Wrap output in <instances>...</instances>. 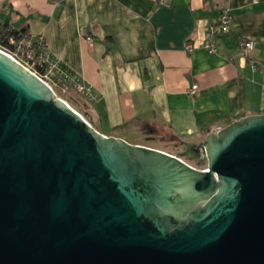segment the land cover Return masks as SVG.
<instances>
[{
	"label": "water",
	"instance_id": "obj_1",
	"mask_svg": "<svg viewBox=\"0 0 264 264\" xmlns=\"http://www.w3.org/2000/svg\"><path fill=\"white\" fill-rule=\"evenodd\" d=\"M0 264H264V114L132 145L0 49Z\"/></svg>",
	"mask_w": 264,
	"mask_h": 264
},
{
	"label": "crops",
	"instance_id": "obj_2",
	"mask_svg": "<svg viewBox=\"0 0 264 264\" xmlns=\"http://www.w3.org/2000/svg\"><path fill=\"white\" fill-rule=\"evenodd\" d=\"M222 11L229 32L209 53L201 45ZM0 24L41 38L90 87L79 114L105 136L168 153L264 114V0H0ZM242 39L254 42L244 59Z\"/></svg>",
	"mask_w": 264,
	"mask_h": 264
},
{
	"label": "built area",
	"instance_id": "obj_3",
	"mask_svg": "<svg viewBox=\"0 0 264 264\" xmlns=\"http://www.w3.org/2000/svg\"><path fill=\"white\" fill-rule=\"evenodd\" d=\"M230 28V20L226 11H222L217 17L212 19L209 23L204 41L201 45L209 53H216L215 40L218 36L227 34ZM87 42H91L89 36L85 37ZM8 46L12 48L10 52L3 50L13 59L21 63L25 68L33 72L38 76L44 83H46L50 88L51 84L54 83H66L74 87L78 93L83 94L87 101H92L91 89L89 86L85 85L80 78L73 74L69 75L65 71H61L58 60L52 58L51 55L46 51L44 43L41 38H25L9 36L6 39ZM34 44V46H32ZM40 46V47H39ZM44 48V53L36 56L37 48ZM254 48V42L250 39H242L238 43L239 57L241 59L246 58ZM187 51L192 50V46L187 44L185 46ZM44 68L43 76H39L35 71H33L34 66ZM52 89V88H51ZM196 89V86H192L191 91L193 92ZM53 90V89H52Z\"/></svg>",
	"mask_w": 264,
	"mask_h": 264
},
{
	"label": "rangeland",
	"instance_id": "obj_4",
	"mask_svg": "<svg viewBox=\"0 0 264 264\" xmlns=\"http://www.w3.org/2000/svg\"><path fill=\"white\" fill-rule=\"evenodd\" d=\"M53 92L55 96L61 100H63L65 103L68 104V106L73 109L74 111L78 113H82L83 107L86 106L85 103H87L86 97L78 93L77 90L72 87L71 85H68L66 83H54L51 85ZM144 137L138 138V139H132L131 137H127L126 142L129 144L135 145V144H143V145H138V146H154V147H159V145L153 144V143H148L143 139ZM168 153L174 152V147L172 144L167 146Z\"/></svg>",
	"mask_w": 264,
	"mask_h": 264
},
{
	"label": "trees",
	"instance_id": "obj_5",
	"mask_svg": "<svg viewBox=\"0 0 264 264\" xmlns=\"http://www.w3.org/2000/svg\"><path fill=\"white\" fill-rule=\"evenodd\" d=\"M9 36H13L15 38H18V37H27L29 38L30 35H28L26 33V31L24 30H21V31H15V30H12L11 28H9L7 25L5 24H0V48H2L3 50L5 51H8L10 52L12 50V48L10 46H8L7 42H6V39L7 37ZM34 46V44L32 45ZM40 47V46H39ZM45 49L41 47L40 48H37V51H36V56H39L40 54L44 53ZM46 52V51H45ZM52 57V56H51ZM54 58V57H52ZM58 64H59V67H60V70L61 71H65L67 72L69 75H73L74 73L71 72L65 65H63L60 61H58ZM33 71H35L39 76H43V73L45 72L44 71V68H41V67H38L37 65L33 67L32 69ZM53 84H54V81H53ZM52 85V84H51ZM52 88V87H51Z\"/></svg>",
	"mask_w": 264,
	"mask_h": 264
},
{
	"label": "flooded vegetation",
	"instance_id": "obj_6",
	"mask_svg": "<svg viewBox=\"0 0 264 264\" xmlns=\"http://www.w3.org/2000/svg\"><path fill=\"white\" fill-rule=\"evenodd\" d=\"M194 164H195V163H192L191 165H192V166H195Z\"/></svg>",
	"mask_w": 264,
	"mask_h": 264
}]
</instances>
